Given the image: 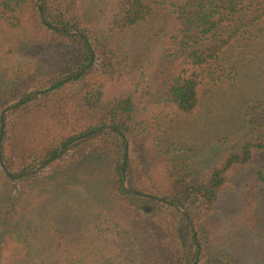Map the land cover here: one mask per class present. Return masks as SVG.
<instances>
[{
	"label": "trees",
	"instance_id": "1",
	"mask_svg": "<svg viewBox=\"0 0 264 264\" xmlns=\"http://www.w3.org/2000/svg\"><path fill=\"white\" fill-rule=\"evenodd\" d=\"M110 2L102 26L87 0H0V53L25 60L0 66V264H239L212 239L237 223L264 239V0ZM155 19L180 33L167 103L188 128L225 117L231 131L197 152L122 88V42ZM139 136L169 161L165 181Z\"/></svg>",
	"mask_w": 264,
	"mask_h": 264
},
{
	"label": "rangeland",
	"instance_id": "2",
	"mask_svg": "<svg viewBox=\"0 0 264 264\" xmlns=\"http://www.w3.org/2000/svg\"><path fill=\"white\" fill-rule=\"evenodd\" d=\"M88 6H93L94 13L99 16V21L102 26H105L107 17L110 14L113 3L109 0H87ZM175 25L171 22H164L161 19H155L152 23H143L131 30L122 42V47L130 50L134 55L133 68L130 78L122 84L124 90H136V103L140 114L146 120V124H150L157 130L158 124L165 125L169 129V133H180L186 136L185 145L194 146L197 152L210 136V131L215 133L222 131L230 136V130L226 123V118L221 120L214 117V121H220L218 126L208 128V131H203V128L189 127L187 121L182 122V119L177 114V110L165 100L164 89L161 84V72L164 67L170 65V61L177 62V45H175L174 35H179L178 31L174 32ZM263 60V59H262ZM24 58L19 54L0 53V66L23 67ZM258 62V61H257ZM264 62V60L262 61ZM259 65L264 64L258 62ZM229 138V137H228ZM166 142L173 143L166 139ZM231 142L228 139L225 145ZM180 142L176 141V145ZM174 144V143H173ZM167 146V145H162ZM132 147L136 153L143 155L147 165L151 166L150 171L160 180H166L171 165L167 162L162 154L153 152V144L151 139L139 136L132 140ZM191 153L192 156H196ZM232 187L236 189V183L232 182ZM229 215L225 214L223 219ZM237 219H233L235 222ZM236 238H232L229 234L226 235L224 229L216 232L214 240L218 245L227 248L238 259L239 264H264V239L249 238L244 232H241V227L234 224L233 229ZM230 233V230H228ZM234 241H239L235 244Z\"/></svg>",
	"mask_w": 264,
	"mask_h": 264
}]
</instances>
